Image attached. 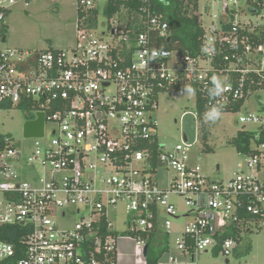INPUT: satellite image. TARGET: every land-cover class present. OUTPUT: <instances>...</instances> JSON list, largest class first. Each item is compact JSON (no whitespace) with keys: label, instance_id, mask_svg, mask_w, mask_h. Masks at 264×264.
I'll return each mask as SVG.
<instances>
[{"label":"built area","instance_id":"built-area-1","mask_svg":"<svg viewBox=\"0 0 264 264\" xmlns=\"http://www.w3.org/2000/svg\"><path fill=\"white\" fill-rule=\"evenodd\" d=\"M29 1L0 0V264H119L124 241L134 245V257L147 258L144 249L161 215L176 247L158 264H199L211 249L228 259L238 242L224 238L229 228L264 229V142H256L264 135L251 152L240 153L245 160L229 181H214L191 164L188 138L172 149L159 142L154 116L161 95L185 84L196 89V101L201 94L227 111L264 93L259 0H220L218 21L209 28L200 13L208 15L210 7L200 5L205 35L196 55L163 46L172 32L153 0H138L126 21L118 14L104 18L101 33L78 19V46L71 51L6 48L8 14ZM109 1L79 0L78 10H99L100 19ZM248 12L262 16V24L247 20ZM226 48L232 55H223ZM213 76L228 87L210 100ZM13 109L28 121L45 115L43 138L24 137L34 141L28 155L1 131V114ZM239 124L264 134V115L248 112ZM160 169L173 172L166 188L158 184ZM173 196L184 200L185 215ZM119 205L128 216L124 233L113 223ZM74 215V226H60ZM180 217L189 222L176 231L172 220Z\"/></svg>","mask_w":264,"mask_h":264},{"label":"rangeland","instance_id":"rangeland-1","mask_svg":"<svg viewBox=\"0 0 264 264\" xmlns=\"http://www.w3.org/2000/svg\"><path fill=\"white\" fill-rule=\"evenodd\" d=\"M78 3L79 0H31L22 2L14 7L8 14L6 25L5 47L25 51H46L48 49L71 51L78 46ZM200 5H209L208 15L200 13V19L209 28L213 22H217L214 16H219L221 11L220 0H199ZM264 16V5L260 9ZM248 12L246 19L253 20L255 24H262L261 17H252ZM104 17L98 19V31L104 32ZM264 93L251 95L244 107L237 112L222 113L221 118L215 124H209L210 137L208 145L211 151H204L203 143L199 137V120L197 118L195 95H182V92L164 94L159 98V109L155 113L159 142L167 149L184 142L187 136L192 145L190 152L191 164L200 168L201 175L214 181H229L237 170L238 164L245 158L238 152L237 148L230 143L239 131H254L255 126L239 124L241 116L248 112H256L264 115ZM1 131L12 135L15 141L22 144L25 155H28L34 146V141L24 138V127L28 122L24 111L13 109L2 113ZM50 129V125H48ZM50 137V135H49ZM158 184L166 188L173 176V172L160 169L158 172ZM171 202L178 206L181 216L188 211L184 200L176 196L171 197ZM113 223L119 233H124V222L127 220L126 212L122 205L118 206ZM162 225L165 217L161 215ZM79 220V216H72L67 221L59 220L62 227L70 228ZM189 219L180 217L172 220L174 229H183ZM163 232L164 229H162ZM237 248L232 255L226 259L221 254L212 251L202 253L199 256V264H264V229L257 225L251 230L242 229ZM173 250L176 246L174 236L168 240ZM228 261V262H227Z\"/></svg>","mask_w":264,"mask_h":264},{"label":"trees","instance_id":"trees-1","mask_svg":"<svg viewBox=\"0 0 264 264\" xmlns=\"http://www.w3.org/2000/svg\"><path fill=\"white\" fill-rule=\"evenodd\" d=\"M154 11L157 13H163L170 25L172 32L171 40L163 42V46L171 49H176L182 54L196 55L202 46V38L205 35L202 28L199 17L196 14L200 9L199 0H153ZM261 6L264 5V0H259ZM123 7L128 9L127 12H123ZM138 0H110L106 3L102 16L107 19H111L116 14L120 16V19L126 21L128 16L135 14L138 11ZM100 16L99 10H90L86 12L79 11L78 19L85 18L84 25L89 28H96L98 26V18ZM226 30L230 29V24L224 25ZM7 30V29H6ZM6 33V31H5ZM261 39H264V29L261 30ZM233 51L226 48L223 51V55H232ZM218 64L225 67V64L218 61ZM176 92H182V89H177ZM243 102H239L234 106L233 112H237L241 109ZM208 99L201 95H197L196 110L197 118L199 120V137L203 143L204 151H211L208 145L210 137L209 124L204 121V113L208 108ZM222 110V113L231 112ZM259 133L264 135L263 132L254 131H239L238 134L230 140L238 150L239 153L248 154L251 152V145L253 141H256V137ZM262 141H256L258 143L264 142V136ZM243 225L232 226L228 229L224 238H233L236 241L240 240V233L242 232ZM149 239V251L147 253V264H158L163 253L168 251V247L154 248L152 242ZM11 241V240H10ZM13 242V240L11 241Z\"/></svg>","mask_w":264,"mask_h":264},{"label":"clouds","instance_id":"clouds-1","mask_svg":"<svg viewBox=\"0 0 264 264\" xmlns=\"http://www.w3.org/2000/svg\"><path fill=\"white\" fill-rule=\"evenodd\" d=\"M158 55L157 52H153V58ZM228 85L222 80L213 76L211 80V87L208 88V97L210 100H215L218 97L223 96V93L227 90ZM196 89L190 85L185 84L182 89V95L192 96L195 95ZM222 116V109L219 105L213 104L212 107L208 108L204 113L205 123L215 124Z\"/></svg>","mask_w":264,"mask_h":264},{"label":"crops","instance_id":"crops-1","mask_svg":"<svg viewBox=\"0 0 264 264\" xmlns=\"http://www.w3.org/2000/svg\"><path fill=\"white\" fill-rule=\"evenodd\" d=\"M163 227L162 224L159 225V230L156 231L154 234L151 235V242L152 246L154 248H165L168 247V251L171 249V247L168 244V240L173 235H168L166 232L162 231ZM176 231H180L179 228L175 229ZM176 247V246H175ZM121 251L125 254V257L122 261H120L119 264H147V258H145L142 254V252L137 253V257H134L135 248L132 243L129 242H121L120 243ZM175 249V248H174ZM173 249V250H174ZM149 251V249H148ZM171 251V250H170ZM228 262V261H227Z\"/></svg>","mask_w":264,"mask_h":264},{"label":"water","instance_id":"water-1","mask_svg":"<svg viewBox=\"0 0 264 264\" xmlns=\"http://www.w3.org/2000/svg\"><path fill=\"white\" fill-rule=\"evenodd\" d=\"M207 6L205 7V13H207ZM6 38L4 39V42ZM44 123L45 115L43 113L39 114V118L36 121H28L24 127V137L25 138H43L44 136ZM187 140V136H184ZM149 246L147 245L144 249L145 254L148 253Z\"/></svg>","mask_w":264,"mask_h":264}]
</instances>
